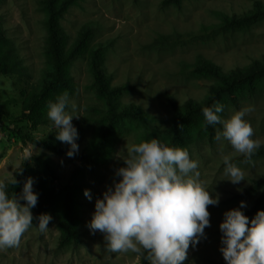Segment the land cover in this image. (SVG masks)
Wrapping results in <instances>:
<instances>
[{
    "label": "rangeland",
    "instance_id": "obj_1",
    "mask_svg": "<svg viewBox=\"0 0 264 264\" xmlns=\"http://www.w3.org/2000/svg\"><path fill=\"white\" fill-rule=\"evenodd\" d=\"M162 1L80 0L61 19L69 45L83 28L91 27L90 46L94 48L100 44L104 48V71L110 84L132 87L122 95L121 101L160 119L172 116L168 97L177 103L189 98L199 101L212 81L191 75L184 65L204 57L229 70L245 66L264 53V21L244 32L216 33L204 39L187 37L204 26L217 24L219 13L240 14L249 9L254 0H180L179 8L162 6ZM259 1L264 4V0ZM43 17L39 0L0 2V23L28 74L25 79L0 75V180L4 182L13 177L21 164H32V159L24 161L22 158L23 148L35 144L30 138L39 139L57 130L50 120L33 126L20 115L22 92L38 83L46 67ZM71 73L77 87L69 96L77 104L76 114L79 115L72 120L79 135L78 154L69 158L37 144L35 148L58 164V178L63 184L80 182L82 185L80 241L75 246L58 248V230L52 217L47 231L41 233L35 222L22 235L18 246L0 250V264H141L139 253L109 252L103 235L91 231L88 222L95 200L112 185L115 170L123 163L117 153L123 154L131 145L149 139V131L130 122L118 130L114 128L109 139L112 149L105 161L89 165L82 160L80 155L90 149L91 139L105 118V103L95 95L87 57L77 59ZM247 107L252 108L245 116L253 128L252 138L263 145L264 86L255 96L240 99L236 106L226 103L221 117L227 119L235 111ZM188 151L190 158L198 162L200 182L210 194L219 195V205L209 206L210 226L205 229L206 237L194 247L190 245L184 264H216L222 256L218 227L222 214L239 207L240 201L246 205L243 213L253 205L258 192L245 194V190L252 180L264 175V158L246 160L226 140L209 142L204 139L189 145ZM225 155L241 168L244 181L234 185L226 180L229 177L224 174ZM85 189L90 190L91 200L84 196Z\"/></svg>",
    "mask_w": 264,
    "mask_h": 264
},
{
    "label": "clouds",
    "instance_id": "obj_2",
    "mask_svg": "<svg viewBox=\"0 0 264 264\" xmlns=\"http://www.w3.org/2000/svg\"><path fill=\"white\" fill-rule=\"evenodd\" d=\"M224 106L217 102L202 109L207 126L220 125L215 131L216 141L226 140L235 152L250 160L261 147L253 139V128L245 119L251 107L221 117ZM77 104L68 92L49 102L47 117L57 129L56 140L69 146V158L78 154V130L72 120L79 118ZM117 158L124 166L115 170L111 186H107L95 200L88 222L93 232L103 235L111 253L132 251L143 255L148 264H184L188 249L206 237L210 226L209 206L219 205V195L210 194L199 180L198 162L190 158L186 148L170 147L153 138L128 147ZM38 152L35 144L23 148L22 158L30 161ZM224 174L230 183L244 181V173L229 155L223 157ZM34 179L28 177L20 194L8 193V186L0 180V250L19 245L22 235L33 227L31 209L38 203L33 190ZM18 181L13 178L12 185ZM84 196L92 199L90 190ZM24 203H20V201ZM239 207L223 212L219 223L221 233L219 251L226 264H264V210H257L249 219ZM41 233L49 229L52 217L42 213L38 217Z\"/></svg>",
    "mask_w": 264,
    "mask_h": 264
},
{
    "label": "trees",
    "instance_id": "obj_3",
    "mask_svg": "<svg viewBox=\"0 0 264 264\" xmlns=\"http://www.w3.org/2000/svg\"><path fill=\"white\" fill-rule=\"evenodd\" d=\"M2 0H0L1 2ZM80 0H39L43 11L44 54L46 67L38 83L26 92H22L23 101L20 115L33 126L46 124L49 120L47 110L49 102H55L56 98L64 92L75 93L71 68L79 58H88L89 70L93 80L95 95L105 103L104 119L100 121L97 131L91 139L90 149L80 155L82 160L89 165L101 164L109 155L112 146L109 141L114 133L112 129H120L126 123H134L143 126L149 131V141L156 138L170 147H181L188 150L189 145L207 139L214 140L216 126H207L202 109L212 107L219 102L225 108V104L236 106L240 99L253 97L264 86V53L253 58L245 66H236L224 70L212 61L198 57L192 64L184 65L186 72L193 76L212 80L207 92L199 101L186 99L177 103L168 97L172 116L169 118H156L149 112L136 105H126L121 97L132 90V87L122 84L112 86L104 71V48L97 44L91 48V27H85L69 45L68 37L61 24V19L68 10L78 4ZM162 6L173 5L180 7V0H163ZM219 22L215 25L204 26L194 35H187L190 39L211 38L216 33L244 32L258 22L264 21V4L259 0L252 1L249 9L237 14L219 13ZM0 75L27 78L26 67L22 64L12 42L6 36L0 23ZM225 111V109H224ZM224 111L220 115L224 114ZM58 130H52L44 137L30 138L39 147L56 154H66L68 147L65 143L56 140ZM109 132V133H108ZM111 133V134H110ZM21 138V137H20ZM264 158V144L255 152L251 159ZM246 159V158H245ZM124 164H121L123 167ZM59 166L47 154L41 152L34 155L32 164L23 163L19 166L13 177L7 180L9 195L20 194L26 178L34 179L33 190L38 193V203L31 209L33 223L38 222L35 217L42 213H48L56 220L58 230L57 247L64 248L75 246L80 241L79 224L80 193L83 191L80 182L63 184L58 174ZM15 178L18 183L11 184ZM118 177L115 176L116 180ZM258 192L253 205L244 212L251 219L257 210H264V175L257 180H252L245 194ZM241 197V196H238ZM237 197V198H238ZM24 203V201H20ZM139 254L140 263L148 264L145 256ZM216 264H226L221 256Z\"/></svg>",
    "mask_w": 264,
    "mask_h": 264
}]
</instances>
